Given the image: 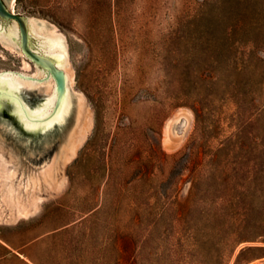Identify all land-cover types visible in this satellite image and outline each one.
Here are the masks:
<instances>
[{
    "label": "rangeland",
    "instance_id": "obj_1",
    "mask_svg": "<svg viewBox=\"0 0 264 264\" xmlns=\"http://www.w3.org/2000/svg\"><path fill=\"white\" fill-rule=\"evenodd\" d=\"M13 10L64 37L84 108L34 163L0 144V264H264V0ZM36 69L0 43V71Z\"/></svg>",
    "mask_w": 264,
    "mask_h": 264
},
{
    "label": "water",
    "instance_id": "obj_2",
    "mask_svg": "<svg viewBox=\"0 0 264 264\" xmlns=\"http://www.w3.org/2000/svg\"><path fill=\"white\" fill-rule=\"evenodd\" d=\"M0 0V43L19 50L40 72L39 79L0 73V144L23 160L44 157L73 119L71 68L59 38H44ZM174 149L176 144H169Z\"/></svg>",
    "mask_w": 264,
    "mask_h": 264
},
{
    "label": "bare ground",
    "instance_id": "obj_3",
    "mask_svg": "<svg viewBox=\"0 0 264 264\" xmlns=\"http://www.w3.org/2000/svg\"><path fill=\"white\" fill-rule=\"evenodd\" d=\"M15 3V0H11L10 4H9V11L10 13L14 14V10H13V5ZM27 23L32 26L38 33H40L44 38H59L62 39V43L64 45L65 51H66V57H67V62H68V52H67V45L66 42L64 40V37L58 33L54 27H48V25L46 24V22H44L43 20H36L34 18H29ZM9 48V47H8ZM12 50H16L13 48H10ZM19 51V50H18ZM0 73H14V74H18L21 75L23 77L29 78V79H39L40 77V72L38 69H36V71L32 74V75H28L27 73H19V72H12V71H0ZM71 83H72V78H70ZM74 96V93H73ZM76 97V96H74ZM76 109H77V124L79 127V121L82 118V113H83V102L81 100V98H76ZM74 101V102H75ZM188 119H189V113L187 112H179L178 114L174 115L169 122L166 124L165 129H164V140L163 143L166 146L167 149L171 150L172 148L169 147V144H176L181 140V137H183V133L185 132L187 123H188ZM183 120L184 125L182 128V132L180 134L174 132V126L176 124H179L181 121ZM81 124V123H80ZM75 125V126H76ZM75 133L76 131L74 130L71 133V136L69 137V147L68 150L70 151V153L72 154L75 150L76 147V139H75Z\"/></svg>",
    "mask_w": 264,
    "mask_h": 264
},
{
    "label": "trees",
    "instance_id": "obj_4",
    "mask_svg": "<svg viewBox=\"0 0 264 264\" xmlns=\"http://www.w3.org/2000/svg\"><path fill=\"white\" fill-rule=\"evenodd\" d=\"M0 250H1V256L10 254V252L5 247H3L1 244H0Z\"/></svg>",
    "mask_w": 264,
    "mask_h": 264
}]
</instances>
